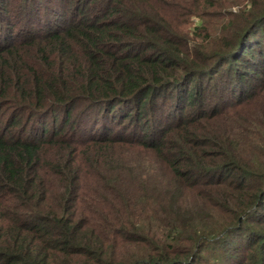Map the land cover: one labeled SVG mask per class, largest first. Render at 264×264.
Listing matches in <instances>:
<instances>
[{
    "label": "trees",
    "instance_id": "obj_1",
    "mask_svg": "<svg viewBox=\"0 0 264 264\" xmlns=\"http://www.w3.org/2000/svg\"><path fill=\"white\" fill-rule=\"evenodd\" d=\"M0 264H264V0H0Z\"/></svg>",
    "mask_w": 264,
    "mask_h": 264
},
{
    "label": "rangeland",
    "instance_id": "obj_2",
    "mask_svg": "<svg viewBox=\"0 0 264 264\" xmlns=\"http://www.w3.org/2000/svg\"><path fill=\"white\" fill-rule=\"evenodd\" d=\"M197 20H198L197 16H191V18H190L191 28L196 25ZM133 159H134L135 165L139 166V167H141L144 164L147 166H154L155 165L152 160H148L145 157L134 156Z\"/></svg>",
    "mask_w": 264,
    "mask_h": 264
}]
</instances>
